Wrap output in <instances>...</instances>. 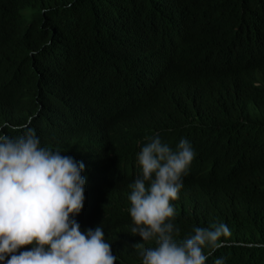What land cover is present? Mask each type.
Segmentation results:
<instances>
[{
	"label": "trees",
	"instance_id": "trees-1",
	"mask_svg": "<svg viewBox=\"0 0 264 264\" xmlns=\"http://www.w3.org/2000/svg\"><path fill=\"white\" fill-rule=\"evenodd\" d=\"M5 123L62 155L103 133L79 224L103 228L115 264L155 246L131 233L136 140L191 139L176 239L223 223L206 264H264V0H0Z\"/></svg>",
	"mask_w": 264,
	"mask_h": 264
},
{
	"label": "clouds",
	"instance_id": "clouds-1",
	"mask_svg": "<svg viewBox=\"0 0 264 264\" xmlns=\"http://www.w3.org/2000/svg\"><path fill=\"white\" fill-rule=\"evenodd\" d=\"M4 128L19 134L11 136ZM145 134L135 143L128 197L131 233L155 241L154 247L141 246L142 264H206L222 247L227 226H193L178 240L174 223L172 201L192 169L193 141L183 137L173 148L158 133ZM105 150L103 133L62 155L41 146L27 125H0V264H115L103 228L82 232L79 224L88 203V178L97 177L96 160Z\"/></svg>",
	"mask_w": 264,
	"mask_h": 264
},
{
	"label": "bare ground",
	"instance_id": "bare-ground-1",
	"mask_svg": "<svg viewBox=\"0 0 264 264\" xmlns=\"http://www.w3.org/2000/svg\"><path fill=\"white\" fill-rule=\"evenodd\" d=\"M77 89H78V88H77ZM78 90H79V89H78ZM78 90L76 91V88H75V91H76V92H78ZM68 91H69V90H68ZM80 92H81V91H80ZM80 92H79V93H80ZM81 93H82V92H81ZM68 95H69V94H68ZM78 95H79V94H78ZM66 97H67V96H66ZM72 106H73V105H72ZM72 109H73V108H72ZM72 111H73V110H72ZM86 111H87V110H86ZM87 113H88V112H87ZM87 113H86V114H87ZM89 113H90V112H89ZM96 114H97V113H96ZM78 116H79V115H78ZM88 116H89V115H88ZM90 116H91V115H90ZM91 117H92V116H91ZM89 118H90V117H89ZM89 118H88V119H89ZM85 119H86V118H85ZM85 122H86V120H85ZM169 135H171V134H169ZM171 139L174 140V138H171ZM176 139H177V138H176ZM178 140H179V139H178ZM163 141H164V140H163ZM201 145H202V144H201ZM194 146H195V144H194ZM195 147H196V146H195ZM200 147H202V146H200ZM207 147H208V146H207ZM203 148H204V147H203ZM224 148H226V146H224ZM224 148H223V150H224ZM204 157H205V156H204ZM114 158H115V157H114ZM114 162H115V161H114ZM189 173H190V172H189ZM189 173H188V174H189ZM89 177H90V176H89ZM100 180H101V179H100ZM97 181H98V179H97ZM92 183H93V182H92ZM88 184H89V183H88ZM95 186H96V185H95ZM95 186H93V187H95ZM130 191H131V190H130ZM178 210H179V209H178Z\"/></svg>",
	"mask_w": 264,
	"mask_h": 264
}]
</instances>
